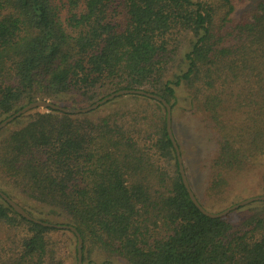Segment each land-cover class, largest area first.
Listing matches in <instances>:
<instances>
[{
  "label": "trees",
  "instance_id": "obj_1",
  "mask_svg": "<svg viewBox=\"0 0 264 264\" xmlns=\"http://www.w3.org/2000/svg\"><path fill=\"white\" fill-rule=\"evenodd\" d=\"M235 9L236 0H0V122L34 100L83 107L120 89L161 95L174 120L184 90L216 131L210 167L222 187L228 173L264 163V0L251 18L234 19ZM0 190L31 216L75 226L83 264H264V212L241 226L201 212L166 108L145 95L18 116L0 131ZM0 223L11 233L0 264H65L55 233L78 261L73 231L30 221L1 196Z\"/></svg>",
  "mask_w": 264,
  "mask_h": 264
},
{
  "label": "rangeland",
  "instance_id": "obj_2",
  "mask_svg": "<svg viewBox=\"0 0 264 264\" xmlns=\"http://www.w3.org/2000/svg\"><path fill=\"white\" fill-rule=\"evenodd\" d=\"M256 1L236 0V9L232 17L238 20L244 17L251 18L256 9ZM187 97L188 94L184 90L179 91L180 100L174 112L172 130L176 140L178 139L182 146L183 154L181 152V155L186 168V176L198 200L209 211L220 212L246 198L264 195V163L258 167H247L248 169L244 171L230 172L226 175L228 183L222 187L214 188L215 175L210 166L212 159L217 154V145L214 140L216 131H213L210 121L205 120L203 115L191 106L190 99ZM59 104L65 107H76L71 104H69L70 106L64 103ZM229 121L225 120V123L228 124ZM242 207L226 214L235 226H241L247 219H252L264 212V201H254ZM51 218L57 220L52 222L61 223V220ZM9 235H11L10 230L6 225L0 223V253L8 249V245H11L10 240L7 239ZM54 236L62 238L61 254L64 256L65 264H77L74 242L61 236L60 233H55ZM97 259V262L103 264H132L125 258L113 255Z\"/></svg>",
  "mask_w": 264,
  "mask_h": 264
},
{
  "label": "water",
  "instance_id": "obj_3",
  "mask_svg": "<svg viewBox=\"0 0 264 264\" xmlns=\"http://www.w3.org/2000/svg\"><path fill=\"white\" fill-rule=\"evenodd\" d=\"M128 94H138V95H145L148 97H151L153 99L159 100L160 102H162V104L165 106L166 108V120H167V131L169 134V137L173 143V146L176 150V155H177V160H178V164H179V171L180 174L182 176V180L183 183L188 191V194L191 198V200L194 202V204L199 208V210L201 212H203L205 215L212 217V218H218V217H222L225 216L226 214H228L229 212H231L232 210H235L241 206H244L246 204H249L251 202L254 201H264V195H260V196H253V197H249L246 198L244 200H241L238 203L233 204L232 206H229L228 208L220 211V212H211L208 209H206L197 199L194 191L192 190L190 183L188 181V178L186 176V172H185V167L183 164V160H182V155H181V150L179 147V144L174 136L173 130H172V109H171V105L169 104V102L163 98L161 95L152 93V92H147L143 89H120L117 90L115 92H112L111 94L103 97L100 100H97L96 102H94L93 104H91L90 106L84 107V108H76V107H65L62 106L60 104H57L51 100H47V99H38V100H34L30 103H28L27 105H25L24 107H22L21 109H19L17 112L13 113L12 115L8 116L7 118L3 119L0 122V131L6 127L10 122H12L15 118H17L18 116L28 112L31 109L34 108H52L58 111H62L65 113H72V114H78V113H87L89 111H92L96 108H98L99 106H101L102 104H104L105 102L120 96V95H128ZM0 196L10 205L12 206V208L18 213L20 214L22 217L33 221L35 223H39L45 226H54L57 228H64V229H70L71 231H73L76 235L77 238V256H78V261L77 264H83L82 261V247H83V238L80 234V232L77 230V228L75 226L72 225H67V224H53V223H49V222H45L42 221L34 216H31L24 208L23 206H21L19 203H17L15 200H13L12 198H10L6 193H4L2 190H0Z\"/></svg>",
  "mask_w": 264,
  "mask_h": 264
}]
</instances>
